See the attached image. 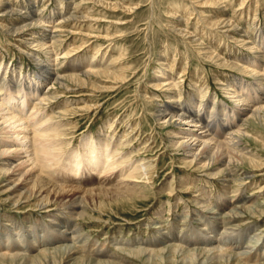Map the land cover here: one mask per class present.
I'll return each instance as SVG.
<instances>
[{"label": "rangeland", "instance_id": "obj_1", "mask_svg": "<svg viewBox=\"0 0 264 264\" xmlns=\"http://www.w3.org/2000/svg\"><path fill=\"white\" fill-rule=\"evenodd\" d=\"M240 1L242 0H217V3H209L206 0H0V61L3 62L0 73L5 75L8 68L7 77L13 74L18 83L19 79L24 82L26 80L24 77L33 76L32 74L38 70L36 60L27 53L30 48H37V43L29 45L26 40L32 36L37 38L41 27L37 24L28 25L24 28V39L20 34L18 36L5 30L13 24H23L27 21L24 19L30 18L31 15L40 17L39 24L43 22L45 24L49 15L55 17V20L47 23L48 25L56 21L59 23L58 27L50 28V32L52 31L50 34H46L50 36L46 43L54 42L52 48L59 52L57 69L71 73L75 69H86L87 60L93 59V68L99 67L95 63L100 61L103 63L100 72L92 73L85 78L87 81L85 84L68 79L66 83L69 87L65 89L59 84L52 85L51 81H45L41 86L42 91L49 87L56 96L45 100L43 107H46L48 115L54 116V120L62 122L60 128L65 131L61 135L65 140L62 144L65 153L76 148L82 137L114 134L112 142L118 138L124 143L119 144L121 145L119 152L123 151L126 155L125 162H144L149 166L148 176L152 175L148 179L142 175L139 180L137 177L128 180L127 177L120 179L117 170L106 175L95 172H92L91 176L77 174L79 178L75 176L69 183L74 187L73 192L65 195L63 192H55L56 190L47 191L46 187L40 190L39 183H35L33 187L31 173L22 176L18 183L23 185V189H30L32 186L31 190L34 188L36 192L28 200L23 199L15 204L5 199L11 192L4 188L7 187L6 183L20 176L19 170L12 173L4 172L5 165L0 160V228H9L11 237L22 228L27 231L29 228H36L41 232L45 223L53 224L54 218L60 216L72 229L79 228L77 230L81 235L79 239L84 240L77 241L78 244L73 243L75 244L73 255L77 257V261L75 260L77 264H264V124L252 119L243 124L246 125L243 128L248 135L243 136L239 145L242 149L255 154L259 160L255 162L259 165H252L248 161L235 162L229 165L228 170L223 171L224 165L218 162V159L214 165L205 169L199 164L190 165L184 151L173 148L168 141L170 140L168 133L177 131L181 125L177 123L161 125L155 118L157 107L162 103H168L167 96L169 94L172 96L175 92L174 96L180 97L181 100L194 94L197 103L205 97L207 113L215 100V110H220L221 114L222 109L226 107L229 109L234 105L225 88L227 85L231 87L240 85L241 79L250 83L256 80V75L248 72V69L251 68L250 57L255 51L260 53L261 50L259 48L252 50L248 46L259 39L260 33H264V0H243L245 3ZM5 5L15 6L18 11L4 12ZM23 10L26 11L23 13ZM237 39L240 40L236 41ZM95 49L98 51L95 53L96 56L93 52ZM67 50L68 53L65 55L63 52ZM263 53L261 54L263 57L259 55L256 57L258 62H255L262 68V75ZM37 56L43 59L46 57L45 51L37 50ZM225 62L230 65H226ZM106 63L110 66H106ZM163 71L171 73L175 85L154 86L157 75ZM262 80L264 81V76ZM221 81L223 83H220ZM204 93L206 94L203 97ZM260 95L264 97V90ZM247 102L252 101L248 99ZM261 103L260 99L255 101L257 105ZM221 116L217 118L220 120ZM236 122L241 123L242 117L236 118ZM109 123L112 124L110 126L112 128L109 127ZM125 132L128 134L122 137ZM56 176L59 180L53 182L52 176L43 175L46 181L52 178L50 183L61 185L62 177L65 175ZM124 180L129 183V188L133 187L134 190L125 191ZM117 190L134 194L130 196L118 194ZM41 195L47 196L49 200L47 207L34 206ZM72 199L82 200V206L78 208L79 215L76 217L65 212ZM240 204L253 208L243 212L238 219L226 213L233 206ZM220 205H223L221 206L223 214H218L215 219L210 218V214L218 212L217 206ZM61 208L64 209V213H59ZM224 226L226 227L223 228ZM188 230L189 232H185ZM5 231L4 237L8 233ZM198 232L204 237L200 242L195 241L196 244L192 237L196 233L198 235ZM233 232L238 233L235 236ZM22 233L24 234V231ZM231 233L234 237H239L234 238L229 235ZM173 235L175 237L183 235V238L191 241L189 244L185 241L180 242V245L171 239ZM212 235L222 236L224 241L222 240L220 244L223 243V246L219 244L220 240L215 242L219 247H210L215 243L205 244ZM151 238H157L156 243L149 245L154 247L152 253H131L133 247L139 244L147 245L148 239ZM238 238H241L242 242L239 249L234 242ZM52 241L50 240L48 246L34 247L20 255L23 258L21 262L20 259L15 263L5 258L0 259V264H69L70 256L67 257L63 249H60V253H55L57 246L64 245V241L61 239ZM98 245L106 246L105 250L110 252L109 256L105 258L88 250L90 249L88 246ZM44 247L51 253L41 254V248ZM208 248L212 253L205 250ZM206 252L210 256L206 257ZM240 253L242 255L239 256Z\"/></svg>", "mask_w": 264, "mask_h": 264}, {"label": "bare ground", "instance_id": "obj_2", "mask_svg": "<svg viewBox=\"0 0 264 264\" xmlns=\"http://www.w3.org/2000/svg\"><path fill=\"white\" fill-rule=\"evenodd\" d=\"M206 1L209 3H217V0H206ZM244 1H246V0H244ZM244 1L242 0L240 2L242 3ZM17 3H18V1H17ZM113 5H115V4H113ZM3 10H4V12H7V11L14 12V10L18 11V8L15 6H12V5L11 6L5 5ZM36 10L37 9H35V11ZM74 10H75V8H74ZM25 11L23 10V13ZM17 14H19V13H17ZM27 16H29V15L27 14ZM48 17H49V19L45 20V22H46L45 24H44V22H43V24H39L38 22H40V17L38 15H37V17L36 16L34 17L33 15H31L30 18L26 17V19H24V20H27L26 22L24 21L25 23L23 22V24H20V25L19 24L18 25L13 24V25H11L5 29L9 33H14L18 36L20 34L21 37H23V39H24V36H23V34L25 32L24 28H26L28 25H31V24L36 25L37 24L38 26L41 27L39 30L40 34L38 35L37 38L35 36H32L31 39L26 40L27 42H29V45L32 44L33 42L37 43L36 44L37 48L32 47V48H30V50L27 51L28 55L30 57H32L34 60H36V62H37L38 70L35 71L34 74H32L33 76L27 75L26 76L27 78L24 77L26 79L24 82H21V79H19V81L17 83L16 82L17 79L13 78V74L7 77L6 73L8 72L7 71L8 68L6 69L5 75L0 73V160H2L4 162V165H5V169H3L4 172L9 171L12 173V172H16L19 170L18 174H20V176L16 180H14V181L12 180V181L6 183L7 187L4 189L10 190L11 193L5 199L10 200L11 202H13L15 204H18L23 199L28 200L29 198H31V195L32 194L34 195V192H36V189L32 188L33 190H31L32 186L30 187V189H28V188L23 189V185H20L18 183V180L22 176L24 177V176L31 174V173L32 174L30 175V177H31L32 182H33V187L37 183H39L38 187H40V190H41V188L46 187L45 190L47 189V191L56 190L55 192H57V193L63 192V193H65V195L68 192H69V195H70V192L71 193L73 192L74 187L70 186L69 183L72 182L73 179H75V176H77V174H81L78 176H82L83 174L91 176L92 172H95V173H100V174L106 175L107 173L109 174V173H112L115 170H117V176L120 177V179L127 177L128 180H130V178L132 179V178L137 177L139 180V177L142 175H144V177L147 179L150 178L152 175L149 174V176H148V173L150 171L147 167H149V166H147V164H145L144 162H139V163H137L136 161H135L136 163H133L132 161L125 162L126 161V155L123 154L122 150H121L122 153L119 152V146H121L119 144H124V143H122V140H120L118 138H116V141L112 142L113 141L112 138L114 137V134H111L109 136L106 133L104 135H98L96 137H94V136H92V137L90 136L89 138L82 137L81 142L76 146V148L74 147L73 149H71L70 151L65 153L66 150L64 148H62V144L65 140L61 137V135L64 134L65 131L60 128L62 125V122H61V120H54V116L51 114L48 115V113L45 109L46 107L45 108L43 107L45 100L48 101V99H51L50 97L55 98L56 96L53 95L54 91H51V89L49 87L46 90L42 91L41 86L45 83V81H51L52 85L53 84H59V85L63 86L65 89V88L69 87L68 84L66 83V81L68 79L76 81L79 84H85L87 82L85 78L92 73L100 72L102 70V68H100V67L103 65V63L101 64V61L99 63H95V64L99 65V67L93 68V66H94V64L92 63L93 59L87 60V68L86 69H82V68L79 70L75 69V71H81L80 73H77L75 71L71 72V73H65V72H63L64 70L62 71V70L57 69V64H58L57 60H58L59 52L54 51L55 49L53 50V48H52V46L54 44L53 41H52L53 43H51V44L46 43L48 37H50V36H46V34L47 35L50 34L52 32V31L50 32V30H51L50 28L57 26V24L59 25V23L56 21V23H52L51 25H48L47 23L55 20V17L52 18L50 15ZM79 17H81V15H79ZM253 17H254V15H253ZM60 18L62 19V15H60ZM254 18H256V17H254ZM56 20H57V18H56ZM214 22L218 23V21L217 22L214 21ZM199 23H201V22L199 21ZM211 23H209V24H211ZM231 24H230V26H231ZM202 29H203V27H202ZM63 30L64 29H62V31ZM182 34H180V36ZM202 35H203V33H202ZM254 35H255V33H254ZM258 37H259V39L256 42H254V44H251L248 46L252 50L258 49V48L261 50L260 53H257L255 51V53H253V55L250 57L251 59L249 58L252 63L250 62L251 68L248 66L250 68V69H248V72L254 74V76L256 75V78H255L256 80L253 83H250V82H245L243 79H241L240 80L241 84L239 81L240 85L236 84L235 87H231V86L227 85L225 87L227 90V93L229 94V97H231L234 101V105L231 108L226 109L227 108L226 107V108L222 109L221 114H219L220 110H215L216 101L213 100V105H212L210 111L207 113L205 111V100H204V98H205L204 96L206 93L203 94L204 98L201 100H198V103H197L193 97L194 94L192 96L188 95L190 97H187V99L181 100L180 97L176 98V96H174L176 94V92L172 96H170V94L167 96V97H169V100L167 101L168 103H164V104L162 103V105L160 107H157L155 118H157V120L160 121L159 123H161V125L162 124H170V123H177V124L181 125L177 131H170L168 133L169 137H170V140H168V141L173 148L178 149V150L182 149L184 151L185 158L190 165L191 164H199V165H201V167H203L205 169V168H209V166H211V165H214V163L216 162L215 161L216 159H218L217 161L221 162L224 165L223 171H225L226 169L228 170L229 165L231 163H235V162L248 161L252 165H259L257 162H255V161H259L255 157V154H253L252 152H249V150H245L244 148L242 149L241 148L242 146L239 147V145H241L243 136L245 134H247V133H245L244 128H243V126H246V125H243V124L247 123V121L250 119L255 120L256 122H258L260 124H264V97H261V95H260V93L264 90V81L262 80V77L264 75H262L263 74L262 68L257 66V64L255 63V62H258V59H256V57H258L259 55L261 56V54L264 51L263 50L264 49V33H260L258 35ZM195 38H197V37H195ZM53 39H55V38H53ZM238 40H240V39H237L236 41H238ZM247 40H249V39H247ZM27 42H25V43H27ZM109 43H111V42H109ZM246 43L248 44V42H246ZM38 48L45 51V56H46V57H44L45 59L44 58L41 59L37 56V50H39ZM93 52L95 55V53L97 54L98 51L95 49ZM63 53H65V55H67L68 50L66 52H63ZM40 54H41V52H40ZM205 55H206V53H205ZM214 57H215V55H214ZM261 57H263V56H261ZM94 58H96V57H94ZM212 58H213V56H212ZM217 62H219V60ZM2 63L3 62L0 61V67H1ZM225 64L230 65V64H228V62H225ZM233 64H234V62H233ZM105 65L110 66L107 63ZM231 65H232V63H231ZM241 70H243V69H241ZM259 71H261V72H259ZM182 72H184V71H182ZM117 78H120V77H117ZM172 78L173 77H172L170 72L165 73L163 71L161 74L159 73L157 75V78L155 79L156 82L154 83V86L160 87V86H164V85H175ZM214 80H216V79H214ZM178 81H180V80H178ZM181 81H183V79ZM222 81L220 83L224 82V81L223 82ZM201 83L203 84V82H201ZM203 86H204V84H203ZM220 87H222V86H220ZM199 88H201V87H199ZM166 90H168V89H166ZM202 90H204V89H202ZM188 92H190V90ZM198 92L200 93V91H198ZM170 93H172V92H170ZM142 96H144V95H142ZM199 97H202V96H199ZM248 99H250V101H252V102L251 103L247 102ZM259 99L262 101L261 105L255 104V101L259 100ZM173 101H175V102L172 103ZM214 101H215V103H214ZM64 113H66V112H64ZM219 115H222L221 116L222 118H220V120H219V118H217ZM75 116H77V115H75ZM240 117H242V122L237 123L236 118H240ZM58 119H59V117H58ZM114 124H116V123H114ZM128 125H130V124H128ZM138 125H139V123H138ZM110 126H112V124H110L109 127ZM125 126H126V124H125ZM110 128H112V127H110ZM125 130H126V127H125ZM126 134H128V132H125V134H123L122 137H124ZM120 138H121V136H120ZM125 143H127V142H125ZM124 152H125V150H124ZM131 156H129V157L131 158ZM23 168H25V169L21 170ZM218 172H220V171H218ZM230 172H233V171H230ZM57 174L58 175H60V174L65 175L64 177H62L63 183H61V185L60 184L56 185L54 183H50L49 181H50V179L52 180V178H48L49 180L46 181L43 177V175H45L47 177L52 176L53 177L52 181L57 182L59 180V179H57V177H58V176H56ZM71 176H73V177H71ZM78 176L76 178H79ZM241 180L242 179H240V181ZM149 181H151V179ZM120 182H123V180H120ZM243 183H246V182L243 181ZM226 184H228V183H226ZM128 185H129V183L126 182L125 183V189H126L125 191H127L129 189L134 190L133 187L129 188ZM134 186H136V185H134ZM75 188H77V187L75 186ZM37 189H39V188H37ZM121 190L120 191L117 190L118 194H126L129 196L134 194L132 192L122 193L123 191H121ZM199 190L200 189H198V191ZM231 190H233V189L231 188ZM210 192H211V190H210ZM46 193H48V192H46ZM38 195H40V194H38ZM56 195H58V194H56ZM240 196H242V195H240ZM58 197H59V195H58ZM49 198H50V196H49ZM209 198H210V196H209ZM81 202H82V200H80V199H74V200L72 199V203H68L71 205L69 207H67V210L65 212L70 216H74V217L78 216L79 215L78 208L80 206H82ZM64 203H66V202H64ZM47 204H49V200L47 199V196L41 195V197L35 203L34 206L47 207ZM223 205L217 206L218 212L215 211L212 214H210L209 215L210 218L215 219L218 214L219 215H220V213L223 214L222 213L223 207H221ZM252 208L253 207H251V206L246 207L243 204H240V205L233 206V208H230V210L228 209L229 211H227L226 213L229 214L230 216H232V218L233 217L237 218V217L241 216V214L243 212L247 211L248 209H252ZM59 213H64V209L62 210V208H61ZM224 213H225V211H224ZM194 214H195V212H194ZM52 215H53V213H52ZM154 218H153V220H154ZM224 221H223V223H224ZM61 223H64V224L62 225ZM232 223H231V225H232ZM60 224H61V226H60ZM201 224H203V223H201ZM211 224H213V223H211ZM42 225H44V224H42ZM181 226H182V224H181ZM240 226H242V225H240ZM7 227H9V226H7ZM62 227L64 229H62ZM225 227L226 226H224L223 228H225ZM191 229H193V228H191ZM197 229H200V228H197ZM9 230H10L9 228H7V229H4V228L1 229L0 228V259H5V258L10 259L15 263L18 262V260L20 259L19 261L21 262V259H23V258H21L20 255L25 254L31 248H34V247L39 248L41 246H48V243L50 242V240L56 241V240L61 239L64 241V243L62 242L64 245L61 244L60 246H57V248H56L57 251H55V253L58 254V253H60V249H63L66 256L67 257L70 256L71 262L69 264H77V262H75V260L77 261V257H75L73 255V251L75 250V249L73 250V248L75 247V244H73V243L78 244L77 241H79L80 240L79 238H81L80 233L77 232V230H79V228H77V230L75 228L72 229L71 225L69 223H67L66 220H63L60 216H56L54 218L53 224L45 223L44 228H42L41 232L37 231L36 228H33V229L29 228L28 231L25 229L23 230V228H22L21 230L19 229V231H17L16 234H14V236L16 237V238H14V236L11 237L9 235L11 233V232L10 233L8 232ZM22 230L24 231V234L22 233L23 232ZM201 230H203V229H201ZM3 231H5V233L8 232L5 237L3 236V233H4ZM185 232H189V230L185 231ZM233 233L236 236V234L238 232L237 233L233 232ZM81 234H83V233L81 232ZM186 234L187 233H185V235ZM199 234L197 235V233H196L195 235H193L192 239H194L193 240L194 242L195 241L200 242L203 239V237H204L203 234H201V233H199ZM229 235L234 237V235H232V233ZM227 236H228V234H227ZM83 237H85V236H83ZM223 237H224V235H223ZM237 237H239V236H237ZM237 237H234V238H237ZM257 238L259 239V237H257ZM171 239L174 240V243H175V241H177L179 243L185 241L187 244H189V242L191 241V239L183 238V235H180L178 237H175V235H173V237H171ZM240 239L241 238H238L234 241L236 243L235 244L236 248L241 246L242 242ZM218 240H220L219 244L221 243L222 240L224 241L222 236L217 237V236L212 235L211 237L209 236V238L205 244L210 245V244L217 242ZM69 241H71V243H72V244L70 243L71 245L69 244ZM80 241H84V240H80ZM246 241H248V240H246ZM254 241H256V240H254ZM156 242H157V238L148 239L147 245L139 244L136 247H133V249L131 250V253L132 252L133 253H144V252L152 253L153 252L152 250H154V247H150L149 245L151 243H156ZM81 243H83V242H81ZM216 244L217 243L213 244L214 246L210 245V247L211 248L216 247V246L219 247V244L218 245H216ZM169 245L171 246V244H169ZM180 245H181V243H180ZM220 245L223 246V243ZM229 245H231V244H229ZM83 246L85 247V245H83ZM175 246H177V244ZM88 247L90 248L88 250L91 253H94L96 255H100V256L105 257V258L107 256H109L110 252L108 253V251L105 250V248H107L106 246H103V245L99 246L98 245V246H94V247H90V246H88ZM164 248H165V246H164ZM41 249H42L40 251V252H42L41 254H44L47 252L51 253V251H49L45 247L41 248ZM125 249H128V248L125 247ZM176 249H177V247H176ZM200 249H202V248H200ZM219 249H221V248H219ZM178 250H180V249L178 248ZM205 250H208L207 252L210 251L209 248L205 249ZM207 252L205 255L206 257L210 256ZM214 255H215V253H214ZM214 255L211 254V256H214ZM238 255L240 256V255H242V253H240ZM52 256H54L53 253H52ZM25 259L26 258H24V260ZM240 259H242V258H240ZM81 261H85V260L81 259Z\"/></svg>", "mask_w": 264, "mask_h": 264}]
</instances>
